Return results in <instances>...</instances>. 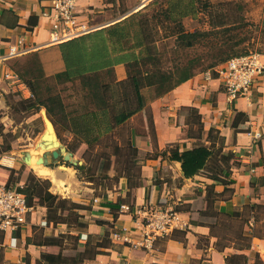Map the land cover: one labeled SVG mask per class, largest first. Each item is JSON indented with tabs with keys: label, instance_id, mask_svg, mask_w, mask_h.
<instances>
[{
	"label": "crops",
	"instance_id": "obj_1",
	"mask_svg": "<svg viewBox=\"0 0 264 264\" xmlns=\"http://www.w3.org/2000/svg\"><path fill=\"white\" fill-rule=\"evenodd\" d=\"M137 1L80 0L76 10L81 21L91 30L81 36L51 44L49 41L54 20L42 14L50 4L49 0H0V55L7 54L11 45L28 50L0 64V149L5 139L6 109L10 106L6 97L10 94L20 95L25 103L34 97L18 72L17 63L38 54L46 71L45 78L54 79L64 102L71 99L70 104H66V107L72 106L68 112L79 114L89 111L88 105V110L86 107L85 110H75L73 106L76 101L83 105L88 102L87 91L81 78L74 76L75 71L80 67L86 68V73L97 72L108 83L128 77V53L133 56L141 50L137 46L140 37L138 14L134 15ZM126 25L132 26L131 32L126 30ZM21 38L24 41L19 43ZM125 41L131 44L124 46ZM259 58L264 63V54H259ZM218 69L200 71L166 94L155 96L141 111L118 126L122 127L126 123L131 125L130 140L140 155L141 186L128 188L126 175H122L114 189L97 192L92 181L80 179L69 165H62L61 160L74 162V152L66 146V149L58 148L60 154L56 158L53 150L46 148L42 140L35 142V147L27 148L29 145H26L22 155H13L10 164L2 166L0 159V187L7 186L11 175L9 168L18 171L25 166L37 177L49 181L50 192L90 206V209L79 210L82 220L87 223L81 231L80 242L89 245L83 264H185L188 257H201L204 248H198L200 238H215L214 230L218 221L215 212L227 214L230 220L244 219L245 209L260 212L261 215L264 212V137L255 139L248 133L253 128L264 133V72L255 77L248 94L230 101ZM64 71H71V79L57 82L56 74ZM29 103L36 107L31 101ZM194 108L201 115L200 119L193 118ZM40 110L34 109L26 120H22V125L39 117H43L46 124V109L42 110V115L38 114ZM147 111L145 130L140 132L138 125L131 122L138 116L145 117ZM106 119L110 122L109 116ZM57 127L55 125L60 141ZM211 129L215 136L219 134L220 137H209ZM201 130L204 136L202 141L210 146L222 147L224 151H232L235 155V163L229 171L219 175L224 182H229L227 185L216 182L210 176L213 173L208 170L187 178L181 162L170 159V150L175 145L181 151L193 148L200 141L197 135ZM22 140L25 139L22 137ZM41 158L43 161L39 164ZM79 164L82 162L79 161ZM26 179L22 173L11 184L23 186ZM210 200H214V203L209 204ZM123 204L130 208L122 209ZM146 206L177 209L180 220L185 224L184 228H177L159 238L150 250L134 248L129 242L115 240L112 234L122 232L125 227L128 228L130 239L141 241L138 226L143 215L140 211ZM245 220L252 219L246 217ZM44 221L47 223L44 224ZM245 231L244 235L247 234ZM3 232L0 259L4 256L14 264H35L43 251H56L53 246L30 241L38 232L44 235L77 233L66 223L49 222L47 208L39 202L28 215L22 230ZM12 236L16 237V244ZM101 241L104 243L98 245ZM221 256L217 249L212 250V258L218 263ZM219 264L226 262L224 260Z\"/></svg>",
	"mask_w": 264,
	"mask_h": 264
},
{
	"label": "rangeland",
	"instance_id": "obj_2",
	"mask_svg": "<svg viewBox=\"0 0 264 264\" xmlns=\"http://www.w3.org/2000/svg\"><path fill=\"white\" fill-rule=\"evenodd\" d=\"M137 2L138 6L134 15L138 14V19L142 18V21H145L149 41L155 43L160 53H162L165 69H173L176 64L179 65L198 54L205 55L202 62L205 65L209 64L211 60L207 59V47L204 46L207 38H201V42L198 44V41L193 48L183 49L180 45L183 40L179 38V33L182 28L188 31L196 29L210 30L212 24L219 21L226 22L229 26H232L231 23L234 24L229 34L240 32L244 36L245 40L242 47L245 50L238 54L239 56L264 54V0H147L144 3L138 0ZM125 28L130 32L132 30V26L128 27L126 25ZM129 31L128 35L130 34ZM130 44L131 42L125 41L124 46ZM128 54L131 57V54ZM35 58L36 56L31 55L17 63L18 72L24 81L33 76L27 73L29 70H33V74H39L37 65L40 63V58L37 57L38 61ZM202 69L200 67L198 71ZM44 73H46L45 70ZM36 86L42 101H47L51 96L60 93L59 87L51 78H40L36 82ZM144 93L148 101L155 97V90L152 86L144 88ZM6 99L10 106L6 109L8 112L6 113L5 139L0 149V159L4 163L1 164L2 166L10 164V160L16 153L22 155V150L24 151L28 145L27 148L35 147V142H41L42 135L47 131L43 117L29 122L26 121L22 125V120H26L37 107L30 106L29 102H23L20 95L10 94ZM70 100H67V103L63 101V107L67 113L72 109V106L66 107V104H70ZM85 104L76 101L73 106L75 110H85L88 105L89 110H91V104L88 102ZM53 105L58 111L60 110L59 104L53 103ZM45 109L42 108L38 114L42 115L41 112ZM86 110H88L87 107ZM79 114L69 113L70 118ZM55 117L58 118L57 115ZM144 118L147 122L148 111L145 113V117L138 116L131 122L138 125L140 132L145 130ZM73 124V121L62 120L58 122V127L61 129L59 132L61 143L69 151L74 152V162L61 160V163L62 165H69L77 177L84 181H92V186L96 188L97 192H102L114 189L119 184L122 175L137 176L139 174L141 168L140 155L138 152L135 153L132 147L129 146L132 135L130 123H126L127 125L125 124L117 129L107 130L103 128L97 133L91 132L88 135H81V139L69 130V126L72 127ZM22 137L25 140H22ZM82 139L90 142H85ZM54 147L48 149L51 150ZM44 150L46 151V149ZM219 150H217V153H220ZM79 161L82 164H79ZM39 164H42V162ZM83 164H85L84 167L78 168ZM214 164L213 162L210 166L213 168ZM207 170L211 171V169ZM30 172L33 171L29 168L25 167L23 172L21 168L17 172H13L11 181L18 179L22 176V173L28 177ZM243 213L245 214L244 219L230 220L226 216L217 217L218 221L214 230L216 239L214 237L209 239L201 237L198 248L199 246L204 248L202 250L203 255L201 257H188L185 264H217V260L212 258V250L216 249L222 255L218 258L219 263L225 260L228 264L226 261L228 256H237V258H232L231 264H264V212L261 215L260 212L259 214L253 210L248 209L246 211L245 209ZM246 217L252 220H245ZM254 217L256 220H254ZM244 231L247 233H245L246 235L243 234ZM213 238L215 241L212 243ZM206 245L210 249L206 248ZM69 252L70 250H67V253ZM0 264L14 263L3 256L0 259Z\"/></svg>",
	"mask_w": 264,
	"mask_h": 264
},
{
	"label": "trees",
	"instance_id": "obj_3",
	"mask_svg": "<svg viewBox=\"0 0 264 264\" xmlns=\"http://www.w3.org/2000/svg\"><path fill=\"white\" fill-rule=\"evenodd\" d=\"M231 24L232 26L234 25L233 23ZM138 25L140 37L137 46L141 50L139 54L129 57L130 60L126 66L128 73L126 79L108 83L97 72L86 73L87 70L83 67L76 69L74 76L81 78L87 91L88 103L91 104V110L70 118V115L63 107V100L59 93L51 96L47 101H42L36 86V82L46 76L41 62L37 65L39 74H33V70L27 71L28 74L33 75L31 78L26 79V83L34 97L26 101H31L36 105L37 109L46 108L48 116L55 125H58V122L62 120H67L68 122L73 121L74 124L72 127L69 126V130L81 139V135H88L91 132L97 133V131L103 128L107 130L114 129L141 111L148 102L144 88L152 86L155 90V96L160 97L190 79L196 73L224 64L230 57L235 55L239 56L238 54H241L245 50L242 47V43L245 40L244 36L240 32H232L229 34L232 26H229L226 22L219 21L213 23L210 30L196 29L188 31L182 28L179 33V38L183 40L180 43L181 48H193L198 41V44L201 42V38H207L204 46L207 47V59L211 60V62L205 65L202 62L205 55L198 54L185 62H181L179 65L176 64L173 69H165L162 53H160L155 43H150L147 26L145 21H142V18L139 19ZM124 37H126L125 31ZM33 55L36 56L35 60L38 61V54L35 53ZM200 67L203 69L198 71ZM69 72L64 71L56 74L57 82L70 80ZM53 103L60 105L59 111ZM56 115L58 118L55 117ZM106 116H109L110 122L106 121ZM192 116L194 119H200L201 117L195 108L192 110ZM60 130L57 127L58 133ZM217 133L219 132L217 131ZM211 135L212 137L214 135L216 138L220 137L219 134L216 136L213 134V129L209 132V137ZM203 137L201 130L197 135L200 141L188 150L181 151L180 147L175 145L170 150V159L181 162L182 169L187 178L193 177L204 170L211 169L213 176H210L216 182L223 183L224 185L229 184V182H224V179L219 175L225 174L235 163L234 153L232 151H224L222 147L208 145L202 141ZM82 140L88 143L90 142L89 140ZM129 143V146L137 153L138 149L131 142ZM217 150L220 153H217ZM213 162L215 166L212 168L210 165ZM84 165H80L78 168H82ZM24 168L25 166L22 167V172ZM9 170L11 175L7 187H13L11 184L12 175L13 172L17 171L13 168H9ZM126 178L128 180V188L139 187L143 184L141 168L137 176L126 174ZM49 187L50 183L48 180L37 177L33 172H30L21 190L26 194L27 201L30 205L36 206L39 202L47 208L49 222H54L55 224L66 223L69 228L76 230L77 233H62L59 235H44L41 232L36 233L35 237L30 239V241L33 240L36 244L53 246L56 248V251H43L41 258L35 261V264H83L89 251V245L87 242L84 244L80 242L81 231L86 228L87 223L82 220V214L79 210L82 208L90 209V206H85L69 198H63L58 194H54L49 191ZM213 201L210 200L209 204H213ZM215 215L221 218L227 214L215 212ZM3 233L0 230V242L4 238ZM103 243L101 241L98 245H102ZM67 250H70V252L67 253ZM232 258H237V256H228L226 258L228 264H231Z\"/></svg>",
	"mask_w": 264,
	"mask_h": 264
},
{
	"label": "built area",
	"instance_id": "obj_4",
	"mask_svg": "<svg viewBox=\"0 0 264 264\" xmlns=\"http://www.w3.org/2000/svg\"><path fill=\"white\" fill-rule=\"evenodd\" d=\"M79 1L49 0L48 8L42 13L43 16L54 20V30L51 33L49 43L53 44L72 39L91 30L90 26L81 21L76 10ZM140 1L144 3L147 0ZM23 41L24 39L21 38L19 43ZM27 51V49H19L11 45L7 54L0 55V64ZM218 67L230 101L248 94L255 77L264 72V63L260 60L259 54L235 56ZM248 133L255 139L264 137L262 131H256L254 128L250 129ZM21 188L22 185L13 187L4 185L0 187V230L2 231L14 233L22 230V227L28 221V215L36 208V206L28 203L27 196ZM121 208L128 210L130 207L123 204ZM140 213L143 215L142 222L138 226L141 241L135 242L130 239L127 234L128 228L125 227L122 230L123 233L114 232L112 237L115 240L129 242L134 248L139 247L150 250L159 238L185 226L180 220L179 212L172 207L146 206ZM46 223L44 221V224ZM84 236L86 235L84 234ZM12 240L16 244L15 236H12Z\"/></svg>",
	"mask_w": 264,
	"mask_h": 264
},
{
	"label": "water",
	"instance_id": "obj_5",
	"mask_svg": "<svg viewBox=\"0 0 264 264\" xmlns=\"http://www.w3.org/2000/svg\"><path fill=\"white\" fill-rule=\"evenodd\" d=\"M44 113H46L45 119H46L47 131L44 132V134L42 135V140L44 141L46 148H50V146L51 147L56 146L53 149V156L57 158L60 154V150H58V148L59 149H66V148L58 140L55 125L48 116L47 111L45 110Z\"/></svg>",
	"mask_w": 264,
	"mask_h": 264
},
{
	"label": "bare ground",
	"instance_id": "obj_6",
	"mask_svg": "<svg viewBox=\"0 0 264 264\" xmlns=\"http://www.w3.org/2000/svg\"><path fill=\"white\" fill-rule=\"evenodd\" d=\"M51 147V146H50ZM65 147V146H64ZM51 150H53V148L51 149ZM53 152V151H52ZM60 159V158H59ZM38 161V160H37ZM43 161V158H41V159H39V161L38 162H42ZM37 162V163H38ZM51 170V169H50ZM61 183V182H60ZM63 184V183H62ZM65 187V186H64ZM64 190V189H63ZM66 191V190H65ZM67 192V191H66Z\"/></svg>",
	"mask_w": 264,
	"mask_h": 264
}]
</instances>
